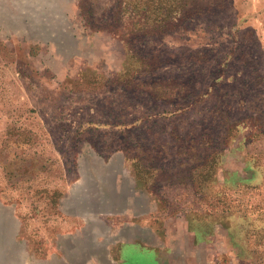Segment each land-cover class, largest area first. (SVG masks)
I'll return each mask as SVG.
<instances>
[{
  "label": "rangeland",
  "instance_id": "obj_1",
  "mask_svg": "<svg viewBox=\"0 0 264 264\" xmlns=\"http://www.w3.org/2000/svg\"><path fill=\"white\" fill-rule=\"evenodd\" d=\"M196 2L0 0V264H264V0Z\"/></svg>",
  "mask_w": 264,
  "mask_h": 264
},
{
  "label": "trees",
  "instance_id": "obj_2",
  "mask_svg": "<svg viewBox=\"0 0 264 264\" xmlns=\"http://www.w3.org/2000/svg\"><path fill=\"white\" fill-rule=\"evenodd\" d=\"M190 1H192L193 5L191 4L192 7L189 8L187 10V12L192 11V13H196V12H198V11L200 12L202 10V7H200V5L196 2V0H190ZM175 11H176V17L174 16L173 18L174 19L176 18V20H180L184 16V8L181 7L180 5H177V8ZM162 15L164 16V14H162ZM165 16H167V15H165ZM162 20H165V19H162Z\"/></svg>",
  "mask_w": 264,
  "mask_h": 264
},
{
  "label": "crops",
  "instance_id": "obj_3",
  "mask_svg": "<svg viewBox=\"0 0 264 264\" xmlns=\"http://www.w3.org/2000/svg\"><path fill=\"white\" fill-rule=\"evenodd\" d=\"M123 247H124V245H123ZM123 250V249H122ZM128 251V246H127V244L125 245V247H124V252L126 253ZM122 260H123V263L124 264H128V261L126 260V259H124L123 258V253H122Z\"/></svg>",
  "mask_w": 264,
  "mask_h": 264
}]
</instances>
